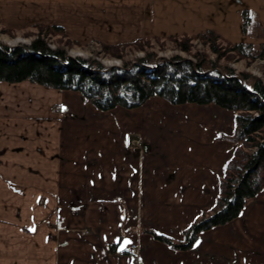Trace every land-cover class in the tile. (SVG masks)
<instances>
[{"label":"crops","instance_id":"0c3cea01","mask_svg":"<svg viewBox=\"0 0 264 264\" xmlns=\"http://www.w3.org/2000/svg\"><path fill=\"white\" fill-rule=\"evenodd\" d=\"M155 3L0 0V19L125 43L171 34L149 16ZM233 117L216 104L159 98L101 110L79 91L1 81L0 264H264V186L188 249L153 234L183 241L214 208L236 149L222 137Z\"/></svg>","mask_w":264,"mask_h":264},{"label":"trees","instance_id":"16d2710c","mask_svg":"<svg viewBox=\"0 0 264 264\" xmlns=\"http://www.w3.org/2000/svg\"><path fill=\"white\" fill-rule=\"evenodd\" d=\"M250 18L251 13L245 10V33ZM42 27L46 32L64 31L58 25ZM201 36L214 42L219 37L214 30ZM254 47L255 43L240 42L232 49L241 55L264 59V42L259 48ZM183 48L190 49L186 43ZM154 56L155 53L148 52L135 62L108 67L96 59L69 57L65 49L52 48L42 37L28 46L10 47L0 42V82L29 80L51 88L79 91L86 101L101 110L119 105L134 108L153 96H160L173 104L213 103L234 111V138L239 145L221 178L214 208L210 213H202L185 230L183 241L153 232L157 239L174 248L188 249L201 231L237 217L247 200L264 186V82L256 79L248 84L244 81L246 77L236 75L233 68L222 72L214 61L206 65L205 61L194 62L180 55L156 61ZM111 249L114 250V245Z\"/></svg>","mask_w":264,"mask_h":264},{"label":"rangeland","instance_id":"374dc122","mask_svg":"<svg viewBox=\"0 0 264 264\" xmlns=\"http://www.w3.org/2000/svg\"><path fill=\"white\" fill-rule=\"evenodd\" d=\"M154 1L155 5L149 6V16L157 14L155 16L156 28L164 26L171 28L173 30L171 34L143 36L125 43H108L97 38L75 37L63 26L61 27L64 31L49 30L48 32L42 27L57 26V24L33 23L26 26L8 27L0 19V42L10 47L28 46L37 37H42L52 48L65 49L69 57L82 56L91 60L96 59L108 67L121 66L125 62H135L148 52L155 53L156 61L160 58L169 60L175 55H180L194 62L205 61L206 65L214 61L222 72L229 71L231 67L236 75L241 78L246 77L244 81L248 84L256 79L264 82V59L254 58L247 54L241 55L232 49L240 42L255 43L254 48L257 46L259 48V44L264 42V0H191L190 7L187 5L189 0ZM245 10L251 13L247 33L243 29ZM167 19H176V21L170 23ZM208 30H214L219 35L215 42L200 37L201 33ZM160 32L169 31L163 28ZM185 43L190 49L183 48ZM106 45L116 46V48L106 49L104 47ZM151 98L165 99L160 96ZM145 103L134 108L142 107ZM201 109H206V107ZM230 111L232 116L235 115L234 111ZM234 131L231 135H222V137L232 140L237 147L239 143L234 138ZM251 150L254 151L255 147Z\"/></svg>","mask_w":264,"mask_h":264}]
</instances>
